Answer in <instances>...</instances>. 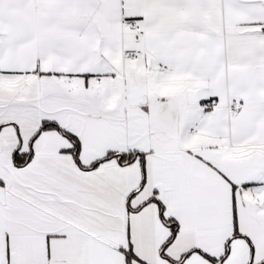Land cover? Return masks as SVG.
Wrapping results in <instances>:
<instances>
[{"label": "snow or ice", "instance_id": "obj_1", "mask_svg": "<svg viewBox=\"0 0 264 264\" xmlns=\"http://www.w3.org/2000/svg\"><path fill=\"white\" fill-rule=\"evenodd\" d=\"M0 264H264V0H0Z\"/></svg>", "mask_w": 264, "mask_h": 264}]
</instances>
